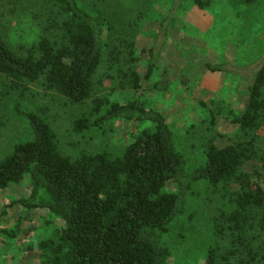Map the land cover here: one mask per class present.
I'll return each instance as SVG.
<instances>
[{
  "label": "trees",
  "instance_id": "1",
  "mask_svg": "<svg viewBox=\"0 0 264 264\" xmlns=\"http://www.w3.org/2000/svg\"><path fill=\"white\" fill-rule=\"evenodd\" d=\"M42 1L55 18L42 30L35 19L22 20L21 29L27 30L17 50L0 34L4 90L23 97L29 85H38L70 104L89 103L72 122L77 135L113 122L135 123L139 131L118 155L106 149L67 155L43 110L15 106L14 117L26 132L2 147L0 191L27 181V197L18 203L28 211L46 210L59 221L60 227L37 245L41 264H167L171 251L163 239L170 224L184 212L187 195L205 185L220 188L226 203L211 220L214 244L204 264H264V55L253 66L235 68L249 80L244 111L229 121L239 135L224 147L209 139L199 165L189 170L160 112L102 93L107 85L111 92L141 90L154 72L153 48L142 74L133 41L121 35L118 46L110 48L103 21L78 9L75 0ZM241 1L250 6L257 0ZM192 2L200 9L207 4ZM103 61L105 72L96 79ZM247 163L257 168L253 176L244 172Z\"/></svg>",
  "mask_w": 264,
  "mask_h": 264
},
{
  "label": "rangeland",
  "instance_id": "2",
  "mask_svg": "<svg viewBox=\"0 0 264 264\" xmlns=\"http://www.w3.org/2000/svg\"><path fill=\"white\" fill-rule=\"evenodd\" d=\"M202 2L207 3L204 9L192 0H178L177 6L175 0H75L78 9L103 21L104 41L110 48L118 46L116 38L121 35L134 42V56L142 74L150 61L149 49L157 53L154 72L148 81H143L141 90L120 92L115 88L111 92L112 87L107 85L102 93L117 102L137 100L160 112L189 170L199 165L202 146L209 139L217 147H224L239 135L229 121L244 111L249 80L243 77V71L237 75L235 68L253 66L264 55V0L250 6L241 0ZM50 9L42 0H0L3 40L17 50L27 30L21 29V21L35 19L42 30L47 20L55 18ZM166 25L167 33L160 46L157 40ZM105 66L103 61L96 79H101ZM209 66L215 70L208 71ZM27 90L20 97L13 89L4 90L0 80V157L8 141L26 132L14 117L16 105L31 111L43 110L58 136L60 151L67 155L102 149L118 155L139 131L135 123L113 122L77 135L72 131V122L87 112L89 103L70 104L38 85H29ZM211 117L212 125L208 123ZM260 136L264 142V126ZM255 170L251 163L244 167L248 176H253ZM220 193V188L205 185L187 195L184 212L172 221L163 239L171 251L167 264H204L214 244L211 220L226 203ZM27 194V181L0 191V264H41L37 245L60 227L46 210L22 208L18 202Z\"/></svg>",
  "mask_w": 264,
  "mask_h": 264
}]
</instances>
